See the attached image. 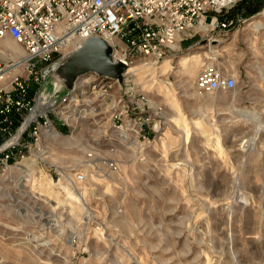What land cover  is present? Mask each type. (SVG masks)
Masks as SVG:
<instances>
[{"label": "rangeland", "instance_id": "1", "mask_svg": "<svg viewBox=\"0 0 264 264\" xmlns=\"http://www.w3.org/2000/svg\"><path fill=\"white\" fill-rule=\"evenodd\" d=\"M241 9L226 34L191 33L158 67L134 65L133 84L161 128L143 161L135 148L120 151L112 171L100 152L87 184L67 179L110 134L108 115L93 126L89 92L77 129L46 136L15 169L0 167V264H264V5L249 18ZM14 45L4 42L19 54ZM208 63L237 88L197 91Z\"/></svg>", "mask_w": 264, "mask_h": 264}, {"label": "built area", "instance_id": "2", "mask_svg": "<svg viewBox=\"0 0 264 264\" xmlns=\"http://www.w3.org/2000/svg\"><path fill=\"white\" fill-rule=\"evenodd\" d=\"M243 1L0 0V167L12 168L30 159L47 134L64 138L61 128L77 129L84 119L79 101L89 92L94 97L93 126L104 128L108 115L110 134L104 143L89 148L76 169H67V179L78 186L87 184L100 152L111 156L105 165L112 171L119 170L115 156L120 151L135 148L136 161H143L161 128L153 124L157 110L133 84L129 69L121 80L90 73L68 84L59 68L93 37L108 43L115 63L129 68L142 61L158 67L191 33H204L209 40L211 33L226 34L237 26L239 20L230 15ZM198 27L208 30L197 31ZM7 39L21 48L20 58L10 59L18 53L4 46ZM65 84L69 89L63 95ZM237 86V77L208 63L195 88L214 93Z\"/></svg>", "mask_w": 264, "mask_h": 264}, {"label": "water", "instance_id": "3", "mask_svg": "<svg viewBox=\"0 0 264 264\" xmlns=\"http://www.w3.org/2000/svg\"><path fill=\"white\" fill-rule=\"evenodd\" d=\"M69 62L74 63L75 70L71 76L66 77L68 84H71L78 76L90 73L121 80L128 69L126 64L113 61L112 48L104 40L94 37L88 39L83 48L69 59Z\"/></svg>", "mask_w": 264, "mask_h": 264}, {"label": "bare ground", "instance_id": "4", "mask_svg": "<svg viewBox=\"0 0 264 264\" xmlns=\"http://www.w3.org/2000/svg\"><path fill=\"white\" fill-rule=\"evenodd\" d=\"M199 30H202V31H204V32H206L207 30H208V28L207 27H198L197 28V31H199ZM108 44V43H107ZM14 47L15 48H17L18 49V51H19V54L18 55H13L12 57H10V59H18V58H20V53H21V48H19V47H17V46H15L14 45ZM14 48V49H15ZM148 66H154V65H151V64H149ZM144 67H145V65H144ZM129 70H128V72L130 73V74H133V75H135V70H136V66H131V67H129L128 68ZM75 70V66H74V63H71L70 64V62L67 64V65H63V66H61L60 68H59V72H60V74L61 75H63V76H71L72 75V73H73V71ZM240 115H241V117H243V118H245V119H247V120H249V121H257V117H254V116H251V115H249L248 113H240ZM259 121V120H258ZM258 125V124H257ZM261 126V125H260ZM260 128V127H259ZM51 135H55V133H52V134H47L46 136H51ZM57 135H59V134H57ZM45 136V137H46ZM245 143H246V141H244ZM244 144V143H243ZM250 142H248V146H250ZM28 160H31V159H28ZM28 160H26L25 162H27ZM15 168H17V166H15V167H12V169H15Z\"/></svg>", "mask_w": 264, "mask_h": 264}, {"label": "trees", "instance_id": "5", "mask_svg": "<svg viewBox=\"0 0 264 264\" xmlns=\"http://www.w3.org/2000/svg\"><path fill=\"white\" fill-rule=\"evenodd\" d=\"M263 0H244L241 6V12L244 17L249 18L259 12L263 8ZM62 132L66 133L65 128H61Z\"/></svg>", "mask_w": 264, "mask_h": 264}]
</instances>
